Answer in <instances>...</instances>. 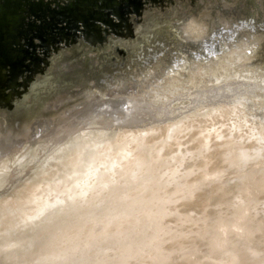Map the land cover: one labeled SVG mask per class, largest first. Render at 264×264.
Wrapping results in <instances>:
<instances>
[{"label": "water", "instance_id": "obj_1", "mask_svg": "<svg viewBox=\"0 0 264 264\" xmlns=\"http://www.w3.org/2000/svg\"><path fill=\"white\" fill-rule=\"evenodd\" d=\"M8 52L0 264H264V0H0Z\"/></svg>", "mask_w": 264, "mask_h": 264}, {"label": "flooded vegetation", "instance_id": "obj_2", "mask_svg": "<svg viewBox=\"0 0 264 264\" xmlns=\"http://www.w3.org/2000/svg\"><path fill=\"white\" fill-rule=\"evenodd\" d=\"M47 44H50V42L47 41ZM49 46H50V45H49ZM7 54L9 55L10 53L8 52V53L3 54L2 57L0 56V72H1V71H2V72L4 71L3 68H2V58L5 59V57L8 56ZM1 68H2V69H1Z\"/></svg>", "mask_w": 264, "mask_h": 264}]
</instances>
